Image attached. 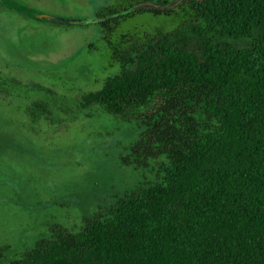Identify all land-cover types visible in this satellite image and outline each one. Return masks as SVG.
I'll return each instance as SVG.
<instances>
[{"label":"trees","instance_id":"obj_1","mask_svg":"<svg viewBox=\"0 0 264 264\" xmlns=\"http://www.w3.org/2000/svg\"><path fill=\"white\" fill-rule=\"evenodd\" d=\"M95 16L88 47L117 69L72 107L133 122L120 159L154 176L77 230L0 244V264H264V0H110ZM13 88L51 92L0 77ZM25 109L53 120L41 98Z\"/></svg>","mask_w":264,"mask_h":264},{"label":"rangeland","instance_id":"obj_2","mask_svg":"<svg viewBox=\"0 0 264 264\" xmlns=\"http://www.w3.org/2000/svg\"><path fill=\"white\" fill-rule=\"evenodd\" d=\"M109 2L0 0V77L51 89L0 92V244L30 247L54 223L77 230L83 217L154 176L120 159L137 137L133 122L98 105L72 107L117 69H104L88 47L100 36L95 13ZM38 98L53 120L31 119L25 108Z\"/></svg>","mask_w":264,"mask_h":264},{"label":"water","instance_id":"obj_3","mask_svg":"<svg viewBox=\"0 0 264 264\" xmlns=\"http://www.w3.org/2000/svg\"><path fill=\"white\" fill-rule=\"evenodd\" d=\"M149 5H150V3H147V2H138V3H135V4L131 5V6H129L126 9L120 10L119 12H114L112 14H108L106 17H110L112 15H117V14L127 13V12L133 11L135 9H138V8H141V7H145V6H149Z\"/></svg>","mask_w":264,"mask_h":264}]
</instances>
